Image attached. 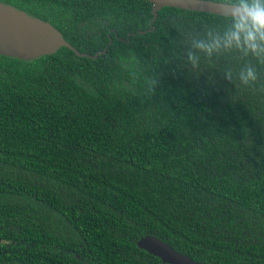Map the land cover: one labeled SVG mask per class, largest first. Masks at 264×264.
I'll return each mask as SVG.
<instances>
[{"label": "trees", "instance_id": "16d2710c", "mask_svg": "<svg viewBox=\"0 0 264 264\" xmlns=\"http://www.w3.org/2000/svg\"><path fill=\"white\" fill-rule=\"evenodd\" d=\"M264 8V0H211ZM77 51L0 55V264H264V40L144 0H0ZM248 31H253L251 22ZM142 32V33H140ZM111 42V44H109Z\"/></svg>", "mask_w": 264, "mask_h": 264}, {"label": "water", "instance_id": "95a60500", "mask_svg": "<svg viewBox=\"0 0 264 264\" xmlns=\"http://www.w3.org/2000/svg\"><path fill=\"white\" fill-rule=\"evenodd\" d=\"M144 1H148L153 6V18L150 22L152 28L150 31L154 30L153 24L158 17V12L165 7L237 19H240L245 13V6L211 0ZM247 8L248 10L252 9V7ZM233 10L237 11L236 16L231 15ZM63 47L69 49L78 57L93 60L99 54H105L107 50L105 48L102 52L93 56L80 53L49 23L0 2V55L30 61L41 56L53 55ZM137 247L159 258L164 264H204L195 262L188 256L176 252L169 245L152 236L141 238L137 242Z\"/></svg>", "mask_w": 264, "mask_h": 264}, {"label": "clouds", "instance_id": "9594fccd", "mask_svg": "<svg viewBox=\"0 0 264 264\" xmlns=\"http://www.w3.org/2000/svg\"><path fill=\"white\" fill-rule=\"evenodd\" d=\"M232 16L237 15V11L233 10ZM251 22L253 31L247 30L248 23ZM237 31L233 33V39L239 40V33L241 31H247L246 40L252 46V43L256 39V33L260 34L261 40H264V8H261L258 4H254L251 10H248L245 6V13L235 25Z\"/></svg>", "mask_w": 264, "mask_h": 264}, {"label": "bare ground", "instance_id": "6f19581e", "mask_svg": "<svg viewBox=\"0 0 264 264\" xmlns=\"http://www.w3.org/2000/svg\"><path fill=\"white\" fill-rule=\"evenodd\" d=\"M154 29H155V27H154Z\"/></svg>", "mask_w": 264, "mask_h": 264}]
</instances>
